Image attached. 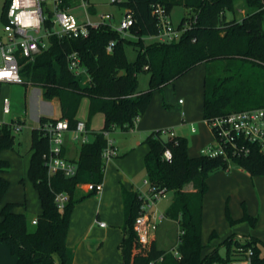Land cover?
Here are the masks:
<instances>
[{"label":"trees","instance_id":"trees-1","mask_svg":"<svg viewBox=\"0 0 264 264\" xmlns=\"http://www.w3.org/2000/svg\"><path fill=\"white\" fill-rule=\"evenodd\" d=\"M241 1L246 14L239 20L235 14L237 3ZM73 4V0H63L62 7L72 10ZM114 4L132 14L135 24L130 34L134 39L121 36L105 24L91 28L87 38L53 36L48 40V48L34 60L20 59L24 84L42 88L46 101H59L60 117H42V124L66 119L71 128H75L80 121L78 114L82 101L87 98L88 129L90 121L99 114L104 118V125L99 131L92 132L93 140L81 145L79 158L75 161L78 171L73 177L62 173L49 176L45 165L49 139L43 128L33 129L28 178L42 211L31 217L26 211H17L26 206L19 202H7L0 211V242L8 245L17 264H73L75 249L67 245L70 221L76 205L96 195L95 192H84L79 185L104 180L106 162L102 154L107 140L103 132L134 129L137 120L147 112L156 91L162 92L194 68L205 65V121L235 111L264 107V0H125ZM156 5H162L169 16L174 7L182 6L189 11L191 20L197 18L196 22L177 41L157 40L146 44L144 39L156 36L159 31L158 20L153 15ZM8 6L6 1L3 15ZM90 9L96 13L95 8ZM187 19L183 18L180 26ZM111 41H115V47L108 53L107 46ZM128 44L137 50L138 57L134 62L126 55ZM73 52L78 53L82 66L87 69L91 78L89 83L69 70L68 56ZM142 71L150 76L149 89L145 92L138 88V75ZM1 89L2 84L0 92ZM16 144V134L10 125L0 127V203L11 185L4 177L10 170V162L3 159L1 153L5 150L19 153ZM144 144L149 147L145 156L146 177L152 184L174 192L166 216L178 224V243L167 250L153 242L148 251L138 253L134 223L141 201L138 192L123 189V240L119 246L123 264H233L244 260L249 251L253 252L252 264H264L262 242L257 238L243 236L241 242L233 233L214 247L211 243L217 238L216 232L212 233L207 246L203 244L202 236L209 178L220 170L228 171L234 167L242 168L251 177L264 176V156L254 149L249 156L230 153L229 158L192 157L187 138L177 136L167 140L162 130L149 133ZM167 149L173 155L171 162L163 157ZM187 185L192 189L187 190ZM63 192L68 194L69 200L60 209L55 197ZM226 217L232 226L242 221L249 222L252 227L257 225V218L246 211L240 220H234L227 208ZM35 219L37 223L33 224ZM234 246L244 252L240 258L226 259ZM220 248H227L226 256L220 255Z\"/></svg>","mask_w":264,"mask_h":264},{"label":"rangeland","instance_id":"rangeland-1","mask_svg":"<svg viewBox=\"0 0 264 264\" xmlns=\"http://www.w3.org/2000/svg\"><path fill=\"white\" fill-rule=\"evenodd\" d=\"M6 1L0 0V29L3 25L2 15ZM113 1L73 0L72 12L78 21L82 23H86L88 17L91 22H101L102 16L110 14L113 16V19L106 24L117 28L120 26L126 10L118 4H114ZM117 1L121 2L125 0ZM92 7L96 9V13L91 11L90 8ZM188 15L189 11L182 6L174 7L170 12V18L176 26H179L183 18ZM190 20V16H188V19L184 22L187 23ZM128 38L134 39V36ZM144 41L146 44H151L157 40L155 38H145ZM125 52L129 61L134 62L137 60L138 53L134 45H126ZM205 72V65H200L177 80L175 85L166 87L162 92L156 91L147 112L141 118V121L152 129L149 130V133L168 129L176 132L181 137L187 138L189 141V155L193 157L201 156L203 149H207L215 144L212 130L203 117ZM149 77V73L146 71L139 73L138 88L140 92L148 91ZM34 91H37L34 101L38 105L43 100L42 88L27 86L25 84H5L2 86L0 92V105L5 97H9L11 103V113L4 117L0 116V120H4L5 123H11L13 120L21 119L24 122L23 130L16 134V146L19 149V153L12 150L3 151V155L11 164L10 172L8 173L11 185L7 194H12L10 195L12 198L20 197L18 198L20 199L18 202L22 204L26 203L25 207L31 217L37 216L40 210L38 195L27 174L32 132L33 129L39 128V121L36 120V117L32 113V96ZM180 100L186 102V104L181 106L179 104ZM51 101L56 103L53 104L54 114L49 115V117H58L60 114L59 101L57 99ZM88 110L89 100L84 98L78 114V118L81 121H88ZM192 124L197 129V133L191 132ZM90 125L93 130L102 129L104 125L103 116L101 114L96 115L90 121ZM144 133L146 137L149 135L148 130L144 131ZM144 133L143 135H145ZM123 134V131L117 130L112 133V137L116 138L117 141H121V135ZM164 138L168 140L169 135H165ZM236 169L234 167L228 171L220 170L212 175L209 180V190L204 200L202 234L203 244L206 246L210 244L213 232H216L217 238L213 240L211 245L215 244L216 246L233 233L244 235L253 230L257 232L261 239L262 237L264 238V190L263 188L258 190L252 184H242L233 180L226 182V177L234 173L235 171L233 170ZM258 177L263 178L262 184L264 185V176ZM146 178L145 174L139 178V187H144V180ZM186 189H192L191 185H187ZM83 191L85 192V190ZM173 199L174 192L169 191L159 203L160 212L165 215V219L159 224L154 240L160 248L167 250L177 245L179 235L178 224L166 216V212L171 206ZM227 208L234 220H240L244 216V211L252 217L257 218L256 227H252L249 222L244 221L233 226L230 225L226 217ZM239 240L243 242V237H239ZM243 252L241 248L234 246L232 251L227 255V248H220V255H227L225 258L228 260L240 258ZM242 261H235L233 264H241Z\"/></svg>","mask_w":264,"mask_h":264},{"label":"built area","instance_id":"built-area-1","mask_svg":"<svg viewBox=\"0 0 264 264\" xmlns=\"http://www.w3.org/2000/svg\"><path fill=\"white\" fill-rule=\"evenodd\" d=\"M9 6L2 15L3 25L0 29V84H24L21 76L20 59L34 60L35 57L49 46V38L56 36L59 39L65 38H87L91 28H98L110 22L113 16L110 14L101 17V22H91L87 18L86 23L79 22L72 10L62 7L63 0H20V4L13 11V0H7ZM119 2L114 0L113 3ZM85 6V5H84ZM51 15V16H50ZM153 15L158 20V34L152 38L160 42H172L181 38L183 33L192 28L196 19H192L181 26H176L165 8L156 5ZM50 23V26L48 25ZM135 24L130 12L126 13L117 28L112 27L121 36L128 38L130 29ZM115 41H111L107 46V52L112 53ZM69 70L76 77L85 78V83H89L91 78L87 69L82 66L81 59L77 52L68 56ZM183 104V101H179ZM11 113L10 98L5 97L0 105V116L4 117ZM140 119L137 120L136 124ZM24 122L21 119L5 123L0 120V127L9 124L14 134L23 130ZM206 123L212 130L215 144L202 150V155L215 158L223 156L229 158V154L238 156H249L254 149L264 156V107L235 111L225 115L212 118ZM39 128H43L45 135L49 139V152L45 156V165L49 176L62 173L67 177L77 174L78 167L75 162L70 161L64 155L68 138L84 144L90 141V131L86 122L79 121L75 128H71L68 120L48 121L41 123ZM133 130V129H131ZM193 133L197 132L194 125L191 126ZM107 145L103 151V160L107 163L114 160L119 155L118 145L112 137V132L104 131ZM162 135H169V139L176 138L172 130H162ZM167 161H172L173 155L167 149L163 155ZM85 192H95L100 195L103 192V183H89L79 185ZM136 192L140 198V208L134 223V230L137 234L138 253H145L153 244L158 231L159 224L165 219V215L160 212L159 203L169 190L166 187H159L152 184L148 178L144 180V188ZM55 200L60 209H63L69 200L66 192L56 194ZM37 220H33L36 224ZM100 226L106 224L100 222ZM175 254L178 255L177 251ZM252 251H249L241 264H252ZM151 264H155L152 262Z\"/></svg>","mask_w":264,"mask_h":264},{"label":"crops","instance_id":"crops-1","mask_svg":"<svg viewBox=\"0 0 264 264\" xmlns=\"http://www.w3.org/2000/svg\"><path fill=\"white\" fill-rule=\"evenodd\" d=\"M245 14L246 9L243 8V2L237 3L236 17L241 20ZM228 16L231 18L232 14L229 13ZM36 93L37 91H34L32 96V113L33 116L36 117V120L40 121L42 117H49V115L54 114L53 104L56 102L46 101L43 98L37 105L34 101ZM185 104L186 102H183L181 106ZM58 117H60V114ZM146 130H148L149 133V130L152 129L140 119L133 130L123 132L124 134L121 135V141H117L116 138L113 137L118 145L119 155L106 164L105 176L102 182L104 186L102 194L90 197L74 208L67 237V245L75 249L73 264H123V258L119 248L123 240L121 229L124 223L123 189L137 191L138 189L144 188L139 187L140 183L138 180L141 176H144V174L146 176L145 156L149 152L148 145L145 146L144 144L147 138L144 133ZM89 131L91 132L89 139L93 140L92 132L99 130H93L90 125ZM143 133L145 135H143ZM175 134L179 136L176 132ZM80 147L81 143L75 142L69 137L65 147V156L72 162L77 161ZM28 155L27 174L32 152L30 151ZM1 157L6 159L3 152L1 153ZM7 158L9 157L7 156ZM233 171L235 172L226 177V182L233 180L242 184H252L253 187L255 186L258 190L262 188L264 190V185L262 184L263 178L251 177L242 168H237ZM8 173L4 175L7 179ZM10 195L12 194H6L4 201L0 203V211L5 203L18 202L20 200L18 199L20 197L12 198ZM17 211L28 212L27 208L23 207L18 208ZM41 211L40 205L39 214ZM100 222H104L106 226H100ZM238 236H251L259 239L262 244H264V238L262 237V240L257 232L253 230L250 233L244 235L239 234ZM212 246L215 247L216 245L213 244ZM0 264H17V259L12 255L8 245L2 242H0Z\"/></svg>","mask_w":264,"mask_h":264},{"label":"clouds","instance_id":"clouds-1","mask_svg":"<svg viewBox=\"0 0 264 264\" xmlns=\"http://www.w3.org/2000/svg\"><path fill=\"white\" fill-rule=\"evenodd\" d=\"M20 4V0H13V11L15 10V8H17Z\"/></svg>","mask_w":264,"mask_h":264}]
</instances>
